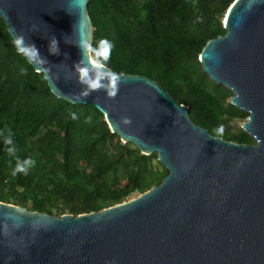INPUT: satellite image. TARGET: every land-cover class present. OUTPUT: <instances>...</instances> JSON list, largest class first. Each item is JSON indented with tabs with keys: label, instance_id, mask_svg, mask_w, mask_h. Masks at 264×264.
Segmentation results:
<instances>
[{
	"label": "water",
	"instance_id": "95a60500",
	"mask_svg": "<svg viewBox=\"0 0 264 264\" xmlns=\"http://www.w3.org/2000/svg\"><path fill=\"white\" fill-rule=\"evenodd\" d=\"M89 0H0V16L51 92L91 104L169 173L128 200L74 215L0 201V264H264V0H233L202 69L248 112L255 144L211 134L155 80L90 55Z\"/></svg>",
	"mask_w": 264,
	"mask_h": 264
},
{
	"label": "trees",
	"instance_id": "16d2710c",
	"mask_svg": "<svg viewBox=\"0 0 264 264\" xmlns=\"http://www.w3.org/2000/svg\"><path fill=\"white\" fill-rule=\"evenodd\" d=\"M232 1L89 0L90 55L117 73L157 81L211 134L255 144L239 126L248 112L231 104L234 92L198 59L208 40L225 34ZM168 173L157 153L111 132L95 106L56 97L0 16V201L78 215L141 194Z\"/></svg>",
	"mask_w": 264,
	"mask_h": 264
},
{
	"label": "clouds",
	"instance_id": "9594fccd",
	"mask_svg": "<svg viewBox=\"0 0 264 264\" xmlns=\"http://www.w3.org/2000/svg\"><path fill=\"white\" fill-rule=\"evenodd\" d=\"M10 142V141H9ZM17 170L23 171L24 169H21L19 165L17 166Z\"/></svg>",
	"mask_w": 264,
	"mask_h": 264
},
{
	"label": "rangeland",
	"instance_id": "374dc122",
	"mask_svg": "<svg viewBox=\"0 0 264 264\" xmlns=\"http://www.w3.org/2000/svg\"><path fill=\"white\" fill-rule=\"evenodd\" d=\"M245 121H246V120H245ZM245 121H243V122H245ZM243 122H239V126H241ZM135 196H137V195H134V196H132V197H135Z\"/></svg>",
	"mask_w": 264,
	"mask_h": 264
}]
</instances>
